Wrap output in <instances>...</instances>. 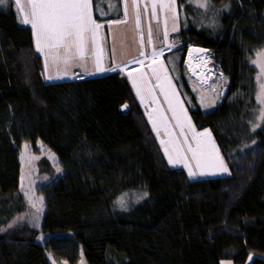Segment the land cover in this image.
I'll list each match as a JSON object with an SVG mask.
<instances>
[{
  "label": "trees",
  "instance_id": "16d2710c",
  "mask_svg": "<svg viewBox=\"0 0 264 264\" xmlns=\"http://www.w3.org/2000/svg\"><path fill=\"white\" fill-rule=\"evenodd\" d=\"M211 1L228 7L219 33L190 26L176 51L184 64L189 45L207 48L229 78L210 112L187 76L176 81L194 126L212 133L229 167L225 178L205 181L166 165L126 77L48 81L15 1L0 5V264H52L48 253L60 264H247L251 255L264 264V122L249 130L241 115L245 101L255 106L248 56L264 47V0ZM41 142L63 171L46 192L44 242L25 227L4 230L27 207L21 148ZM246 145L254 148L242 152ZM130 191L141 201L118 210Z\"/></svg>",
  "mask_w": 264,
  "mask_h": 264
},
{
  "label": "rangeland",
  "instance_id": "374dc122",
  "mask_svg": "<svg viewBox=\"0 0 264 264\" xmlns=\"http://www.w3.org/2000/svg\"><path fill=\"white\" fill-rule=\"evenodd\" d=\"M15 1V9L18 12V18L23 25L30 26V24H24L21 18V11L18 10L17 3L22 7L24 13L30 12L31 0H13ZM175 0L176 2V13H177V26L178 31L172 32V21L168 17V13L165 10L156 9V18L152 16L151 4L153 0H136L139 7L134 9L132 0H101L99 4V10H97L96 0H93L92 14L93 18L96 19L97 23L103 24L100 35L97 37L95 45L89 43L85 48L84 59L81 60L78 56L74 57L70 61V65L67 67L62 62L54 63L51 57H48L46 61L45 54L37 52L42 56L45 64V72L48 81H71L79 80L82 78L92 76H103L104 74L119 72L122 77H126L131 83L133 92L138 103L141 105L143 114L146 116V120L150 124L151 134L154 136L156 145L159 146L163 156L166 160V165L170 168L184 170L186 176L192 181H205L215 180L217 178H225L229 174L228 164L224 161L222 153L219 151L217 143L213 140L211 133V141L208 137H198L201 141L202 155H199L201 166L198 168L197 163L192 158V152L189 151V147L193 150L196 149V140L193 139V130L196 133L203 132L197 130L194 126L190 112L188 111L187 102L179 90L176 81L181 79V76H187L191 82V88L194 96H196L201 109L205 112L213 111V109L220 107L224 98L228 93L229 78H227L219 62L213 57L212 51L208 53L209 63L208 68H212L215 71L213 79L208 85H200L193 75V70L187 64L186 55L184 64H182L181 53H176L178 48L182 46V38L180 37L181 32L186 31L190 26L195 27L197 30H204L207 33H219L221 29L220 18L221 11H225L228 7H216L211 0ZM201 5H204L203 7ZM127 6V15L125 10ZM138 11L140 18V27H136L135 14ZM126 20V23H120L118 25H112L109 27V22L114 20ZM215 21L209 26L210 21ZM165 21H167V30L169 32L167 42L164 41ZM185 25H187L185 27ZM151 28L152 31V43L148 44V31ZM33 30V29H32ZM34 32V30H33ZM157 33H159L157 35ZM174 39L178 40L176 47L169 48L167 44L172 43ZM35 41V35H34ZM36 43V41H35ZM36 46V45H35ZM163 48V54L158 56L154 63L151 58L153 51H159ZM144 51L145 55L141 56L140 51ZM47 51V50H46ZM259 53H264L263 48H257L253 50V53L248 56L249 65L255 69V106L245 101L243 110V120L246 123L249 130L253 128L254 124L261 125L263 122L259 119L260 111L264 108V105L258 103L257 96L260 90V84L257 79L259 74V68L254 63ZM167 54H171L169 61L166 63L163 57ZM64 53L61 50V57ZM97 61L100 66L104 69L103 71H97ZM139 61H143L140 63ZM167 72V76L170 79V85L168 81L163 79L164 71H159L160 66ZM108 68H114V71H107ZM66 69V70H65ZM121 69H123L121 71ZM152 69H157L158 74L161 76V81L164 85L163 89L157 87V80L153 76ZM91 73V74H90ZM143 77V102L141 96L137 95L136 88L133 87V80H140ZM166 93L168 98L172 97L175 93V100L179 101V104L173 102V107L176 108L177 112L183 109L186 114L188 121H190L191 129L188 126V122H183V135L181 134V127L177 126V121L173 119V112L169 111V105L166 103ZM241 94V96H240ZM203 97V100H202ZM239 97L243 98V94L239 92L234 96V100H239ZM152 117L156 122V127H153ZM238 124V122L236 121ZM258 128V127H257ZM209 131V130H207ZM210 132V131H209ZM159 133V134H157ZM165 142V145L161 144V141ZM213 144L215 147H213ZM25 145L28 147L26 148ZM167 146L169 152L172 153L175 160L177 154L181 159L175 165L169 164L168 157L165 155L164 147ZM248 148H254L252 145H246L242 148V152ZM218 149L219 157L223 159L225 165L228 168L227 172L220 171L217 167V153ZM178 150V151H177ZM21 192L24 194L26 199V209L21 214L17 215L10 224L5 227V231L13 230V228L25 227L28 230L37 232V238L44 242L49 236L40 233V224L43 218L45 210V201L48 189L54 185V181L63 175V171L60 167V162L54 152L48 150L46 146L41 142L36 146L30 144H24L21 148ZM238 154V153H236ZM233 163L241 166L239 158L236 156L233 158ZM188 164L191 171L196 172L195 177L189 176V168L184 165ZM236 166V165H235ZM59 167L60 171H57ZM203 170L205 173L215 172V174H205L201 176L199 173ZM31 190V191H30ZM29 195H25V193ZM31 197V200H30ZM37 197L43 198L42 211L37 213V209L32 207L31 201H35ZM143 196L138 191H130L119 197L123 198L127 207V210L136 206ZM117 199L116 201H118ZM40 206V205H38ZM116 208L118 210H124L117 202ZM48 257L52 264H60L56 259L53 258L51 253H48ZM254 257L248 259L247 264H251ZM222 264H234L233 261L223 260ZM67 264V263H62ZM69 264V263H68ZM79 264H86L85 260H81Z\"/></svg>",
  "mask_w": 264,
  "mask_h": 264
},
{
  "label": "snow or ice",
  "instance_id": "6c2138e0",
  "mask_svg": "<svg viewBox=\"0 0 264 264\" xmlns=\"http://www.w3.org/2000/svg\"><path fill=\"white\" fill-rule=\"evenodd\" d=\"M8 3V0H0V5H5ZM97 3V10H99V4L101 0H96ZM92 5L93 0H31L30 4V12L24 13L22 7L17 3L18 10L21 11V18L24 24H30L31 28L34 30L35 41H36V50L38 52H42L45 54L46 61L48 57L52 58L54 63L62 62L65 64L66 69L70 65L71 59L74 57H79L81 60L84 59L85 48L89 43L92 45L96 44L97 37L100 35L101 29L103 28V24L97 23L96 19L93 18L92 14ZM134 9H138L139 5L136 0H132V5ZM202 7L204 5H201ZM160 8L165 10L168 13V17L172 21L171 31L175 32L178 31L177 26V13H176V2L175 0H153L151 4L152 8V16L156 18V9ZM127 6L125 10V15H127ZM136 19V27H140V18L138 11L135 14ZM126 20H114L109 22V27L111 28L112 25H118L120 23H126ZM215 21H210L209 26H211ZM187 25H185L186 27ZM165 31L164 41L167 42L169 32L167 30V21H165ZM159 33H157L158 35ZM152 43V31L149 28L148 31V44ZM178 44V40L174 39L172 43L167 44V47L172 48L176 47ZM47 50V51H46ZM61 50H63V57H61ZM195 51H203L201 49H196ZM163 54V48L159 49V51H153L151 53V58L153 62H156L158 56ZM140 55L144 56V51H140ZM143 63V61H139ZM254 63L259 68L258 74V81L260 84V90L257 96L258 103L264 105V53H259L257 56L256 61ZM97 71H103L104 69L100 66L99 61H97ZM65 69V70H66ZM114 68H108L107 71H114ZM123 69H121L122 71ZM159 71H164L163 79L168 81L170 85V79L167 76V72L163 69V66H160ZM153 76L157 80V87H161L163 89L164 85L160 83L161 76L158 74L157 69H152ZM91 74V73H90ZM196 74L195 72L193 73ZM133 87L137 90V95L141 96L143 102V77L140 80H133ZM162 94L166 95V103L169 105V111L173 112V119L177 121V126L181 127V134L183 135V122H188V126L191 129L190 121H188L186 112L181 109L177 112L176 108L173 107V102L175 101L176 104H179L178 100H175V93L172 94L171 98L167 97L166 93ZM203 100V97H202ZM125 108L127 105L124 106ZM150 120L153 122V127H156V122L150 116ZM259 119L264 122V108L260 111ZM259 124L253 125V131ZM159 134V133H157ZM198 137H208L209 141H211V132L205 130L203 132L196 133L193 130V139L196 140L197 147L193 150L189 147V151L192 152V158L196 161L197 167L201 166L199 155H202V147L201 141L197 139ZM162 145H165V142L161 141ZM27 148L28 146L25 145ZM213 147L214 144H213ZM178 151V150H177ZM165 155L168 157L169 164L175 165L178 163L183 157L177 154L175 160L171 152L167 146L164 147ZM217 153V161H218V169L223 172H227L228 168L225 165L222 158L219 157L218 149L216 150ZM185 167L190 169L188 164L184 165ZM57 171L59 172L60 169L57 167ZM196 172L189 170V176L195 177ZM201 176L205 174L213 175L215 172H208L201 170L199 173ZM31 191V190H30ZM25 195H29V193H25ZM146 195V193H145ZM31 200V197H30ZM117 203L124 209L127 210L125 201L123 198H120ZM32 207L37 209V213L42 211V204L43 198L37 197L35 201H31ZM40 205V206H38Z\"/></svg>",
  "mask_w": 264,
  "mask_h": 264
},
{
  "label": "bare ground",
  "instance_id": "6f19581e",
  "mask_svg": "<svg viewBox=\"0 0 264 264\" xmlns=\"http://www.w3.org/2000/svg\"><path fill=\"white\" fill-rule=\"evenodd\" d=\"M207 55L201 54L198 56L189 51L187 56V64L193 70V73H196L193 75L202 86L208 85L215 75V71L212 68H208L209 57Z\"/></svg>",
  "mask_w": 264,
  "mask_h": 264
},
{
  "label": "water",
  "instance_id": "95a60500",
  "mask_svg": "<svg viewBox=\"0 0 264 264\" xmlns=\"http://www.w3.org/2000/svg\"><path fill=\"white\" fill-rule=\"evenodd\" d=\"M191 48H190V50H191V52L193 53V54H196V55H201V54H208V53H210V51L207 49V48H204V47H202V46H199V47H197V46H190ZM196 49H201V50H203V51H195Z\"/></svg>",
  "mask_w": 264,
  "mask_h": 264
},
{
  "label": "crops",
  "instance_id": "0c3cea01",
  "mask_svg": "<svg viewBox=\"0 0 264 264\" xmlns=\"http://www.w3.org/2000/svg\"><path fill=\"white\" fill-rule=\"evenodd\" d=\"M223 263V262H222ZM234 263V262H233Z\"/></svg>",
  "mask_w": 264,
  "mask_h": 264
}]
</instances>
